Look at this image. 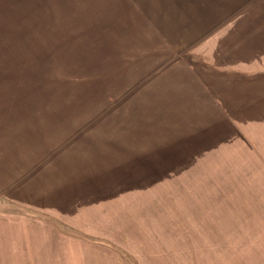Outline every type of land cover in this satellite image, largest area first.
Instances as JSON below:
<instances>
[{
	"label": "rangeland",
	"instance_id": "rangeland-1",
	"mask_svg": "<svg viewBox=\"0 0 264 264\" xmlns=\"http://www.w3.org/2000/svg\"><path fill=\"white\" fill-rule=\"evenodd\" d=\"M0 264H264V0H0Z\"/></svg>",
	"mask_w": 264,
	"mask_h": 264
}]
</instances>
